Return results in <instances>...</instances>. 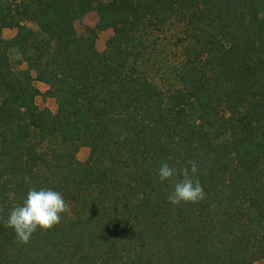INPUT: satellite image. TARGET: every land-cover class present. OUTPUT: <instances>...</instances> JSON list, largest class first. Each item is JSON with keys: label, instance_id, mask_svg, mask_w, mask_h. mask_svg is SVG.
<instances>
[{"label": "trees", "instance_id": "16d2710c", "mask_svg": "<svg viewBox=\"0 0 264 264\" xmlns=\"http://www.w3.org/2000/svg\"><path fill=\"white\" fill-rule=\"evenodd\" d=\"M165 162L205 198L170 204ZM30 188L68 211L27 244L0 223V264L264 259V0H0V221Z\"/></svg>", "mask_w": 264, "mask_h": 264}, {"label": "clouds", "instance_id": "9594fccd", "mask_svg": "<svg viewBox=\"0 0 264 264\" xmlns=\"http://www.w3.org/2000/svg\"><path fill=\"white\" fill-rule=\"evenodd\" d=\"M198 172L195 163L180 169L179 173L166 162L160 165L158 178L161 183L170 181L177 175L181 177L167 198L170 204H195L205 198L203 187L197 178ZM25 183H31L27 176ZM67 211V203L60 192L51 188H30L23 203L14 207L0 223L13 230L19 242L27 244L38 230L49 231L58 226Z\"/></svg>", "mask_w": 264, "mask_h": 264}, {"label": "rangeland", "instance_id": "374dc122", "mask_svg": "<svg viewBox=\"0 0 264 264\" xmlns=\"http://www.w3.org/2000/svg\"><path fill=\"white\" fill-rule=\"evenodd\" d=\"M97 14L95 12L89 13L84 17L83 20L77 22L76 27L79 32H81L86 26H94L97 23ZM29 27L32 29H36L35 25L29 24ZM16 34L15 29H7L4 31L3 36L5 39H12ZM112 35V32L105 31L99 34L98 40H97V48L99 51H103L105 49V43L107 39ZM11 61L14 66V68L17 69H25L26 65L22 64L20 62V57L17 56L14 52L11 54ZM37 89L40 91L41 94H39L36 97V103L41 108H47L49 109L53 114L57 113L58 111V105L57 102L54 99L51 98H44L43 93L47 90V86L43 83L37 82L36 83ZM90 154V149L87 147H81L77 154V159L80 162H85ZM255 264H264V259H260L255 262Z\"/></svg>", "mask_w": 264, "mask_h": 264}]
</instances>
